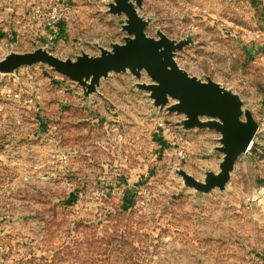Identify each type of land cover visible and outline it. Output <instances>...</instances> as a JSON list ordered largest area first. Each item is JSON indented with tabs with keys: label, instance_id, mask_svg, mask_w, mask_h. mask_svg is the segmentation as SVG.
<instances>
[{
	"label": "rangeland",
	"instance_id": "obj_1",
	"mask_svg": "<svg viewBox=\"0 0 264 264\" xmlns=\"http://www.w3.org/2000/svg\"><path fill=\"white\" fill-rule=\"evenodd\" d=\"M55 1L57 0H0V59L7 54L10 45L17 51H31L38 47L39 42L44 39L42 28L37 24L29 25L27 18L34 7L50 5ZM72 1L73 13L61 25V28L64 25L63 37L58 34L57 47L52 50L54 54L67 58L68 55L79 53L82 46L86 51L92 52L95 49L90 43L96 40H101L106 46H110L111 42H122L120 24L123 23L124 16L111 17L106 13L107 2ZM144 6V13L155 18L153 25L148 28L149 34L157 35V27L162 28L173 38H181L187 32L196 34L197 45L188 46L177 54V59L184 68L192 74L198 76L207 74L216 81L225 82L241 95L245 105L255 114H264V2L145 0ZM55 75L60 76L49 66L37 64L33 68L22 67L8 74L3 80L0 76V101L5 100L4 104L7 105L6 111H0V151L3 153L0 157V264H152L150 258L145 256L149 247L141 246V243L140 246H134V239L142 241L147 238L153 240L160 238L163 229L159 228L164 223H173L178 227V232L172 230L174 234L177 232L176 237L197 238L200 232L196 229V224L200 223V216L204 215L201 210L204 209V212L208 213L209 208L221 203L222 200L216 198L221 192L211 193L202 199L200 204L192 194H182L179 179L168 170L169 166L184 167V160L174 159L176 151L174 146L173 154L169 157H172L173 161L168 162V158L167 162H164L162 156H158L152 170L154 174L152 182H143L150 188L153 196L149 207L154 201L155 192L158 204L167 207L166 212L148 214L131 210L135 214L130 213L125 217L124 213L113 218L116 224V221H120V225L110 224L109 221L111 214L119 212L118 209L100 210L101 201L104 199L99 201L78 199L74 203L77 218L73 217L61 203L63 198L59 202L55 194L48 193L61 191L60 185L55 184L56 180L48 183L39 180L25 182L21 179L19 165H8L10 160L22 156L20 146L23 141H18L14 144L11 159H7L11 146L8 139L10 134L18 130L15 127L21 126L17 116L22 114L25 106L3 94V85L11 83L23 97L29 95L36 85L44 88L42 92L48 103L45 117L51 124L54 121L51 103L61 92L60 89L49 85L48 79ZM120 86L123 92L111 93L115 95L112 118H102L99 124L101 127L113 123L120 125L127 132L130 145L135 149L151 140L154 133L159 137L163 133L161 125L163 122L181 117L177 113L168 112L153 116L151 102L146 107L145 100L134 92L135 87L134 89L131 87L126 77L121 79ZM131 104L134 105L135 111L132 110ZM45 127L51 129L46 125ZM201 140L208 144L213 143L210 138L204 137ZM165 146L167 147L166 144ZM236 173L244 174L239 182L241 189L230 192L231 203L228 199L226 201L231 205L249 207L238 216L241 217L240 222L251 227L249 237L252 236L254 239V248L251 252L255 258L264 253L257 248L256 242L257 239L264 238V210L255 213L252 199L253 194L264 187L261 181L264 179V163L258 162L252 166L242 167ZM199 175H204L200 169ZM140 181L135 182L140 184L135 185V189L141 186L143 180ZM125 186L128 188L125 189ZM234 186L236 187L235 184ZM133 189L127 185L122 187V190ZM177 190L179 194L177 196L173 194L170 202H164L161 198L163 193L172 194V191ZM27 191H32L30 194L27 193L32 198L24 195ZM29 205L34 207L25 210V213L33 214L30 216L33 225L18 228V223L26 215L21 213L13 220L17 223L15 224L18 225L17 228L7 227L6 222H9L7 212L12 213V210L17 209L19 214L22 208ZM122 205L120 203V206ZM127 207H133L138 211H141L138 208H142H135L134 204ZM90 211L93 212L92 216L88 214ZM134 252H138V255H134Z\"/></svg>",
	"mask_w": 264,
	"mask_h": 264
},
{
	"label": "crops",
	"instance_id": "obj_2",
	"mask_svg": "<svg viewBox=\"0 0 264 264\" xmlns=\"http://www.w3.org/2000/svg\"><path fill=\"white\" fill-rule=\"evenodd\" d=\"M63 27L61 32H59L60 37H63ZM95 50L90 53L98 54ZM76 54L78 53L67 57H74ZM55 76L48 79L51 87H56L61 91L51 103L54 121L51 124L44 122L48 108L44 93L42 98L36 103L22 104L25 107H23L22 114L17 116L21 126L15 127L18 130L10 134V138L16 140H11L8 137L9 145L12 147L9 146L10 151L7 159H11L14 154V144L18 141H23L20 146L23 152L20 158L10 160L8 165H19L18 170L21 171L22 180H24L26 175H29L33 177L31 180L35 181L36 176L39 174L46 172L58 173L63 167L59 159L60 152L74 150L77 152L76 157L72 159L69 165L64 167L66 177L63 179L61 176L54 179L57 181L55 184L60 185L62 188L61 191L48 192L49 194H55L54 196L59 202L63 198L61 203L65 205L64 207L68 209L70 215L72 214L73 217L77 218V208L74 203L78 200V191L88 187H106L110 184H117L121 188L117 197L106 194L105 200L101 201V211L107 209L114 211L118 209L119 211L111 214L110 224H116L113 218L124 213H126L125 217L130 213L135 214L134 211L148 214L157 211L165 213L167 207H162L161 204H158V197L155 192L151 207L138 208L141 210L138 211L133 207H130V209L127 205L134 204L135 208L139 207L135 203L138 193L134 186L140 184H135V182H141L140 180H143L142 184H145L143 183L145 181L146 183L152 182V176L154 175L152 170L156 163L155 160H157L158 156H162L164 162H167L168 158L173 154V145L165 141L163 133L159 137L154 133L151 140L144 142L142 145L139 144L140 146L135 149L130 145L127 132L123 128L125 138L120 140L112 132L110 125L101 127L99 124L102 118L111 119L113 116L112 107L115 104L113 96L115 95H111V93L120 94L123 92L120 86L121 79L126 77L134 89L135 80L133 77L130 74L113 73L107 80L102 82L101 91L103 96L96 98L93 105L94 110L89 111L82 107L85 102L82 96V88L67 77ZM134 92L138 94L139 98L142 97V100H145V106L148 107L151 101L146 95L136 89H134ZM130 106L135 111L134 105L131 104ZM255 115L259 121L264 117V114ZM95 121L97 123H94ZM89 123L98 125L91 126ZM45 125L51 129H47ZM148 134L150 135V133ZM189 134L194 139V145L188 150L187 158L184 160V168L198 178L204 176L199 175V169L202 172L206 167H213L218 170L221 155L219 153L209 154V148L215 145L213 138L217 137L218 134L209 130H194ZM204 137L210 138L213 143L208 144L206 141H202L201 139ZM198 139L199 142H197ZM171 160L173 161L172 157L169 158L168 162H171ZM258 162L264 163V150L260 152L254 148L240 158L236 171ZM243 177L244 174L237 175L235 172L230 186L231 189L229 188L226 195L220 193L216 197L218 198L217 200L220 199L222 202L209 208L208 213H205L204 209L201 210L204 215L200 216V223L196 224V229L200 232L197 238L187 237V239H184L183 237H176L175 234L178 232V227H175L173 223H164L159 228L163 229L160 238L154 240L147 238L142 241L134 239L133 245L140 246V243L141 246L147 245L149 249L145 256L150 258L152 264H264V253L254 258L253 252H251V249L254 248V239L252 236L249 237L251 233L250 225L240 222L241 217L238 216V214L246 212L249 207L244 208V206L229 204L231 203L230 196L232 195L230 192L241 189L239 182ZM65 179L72 182V190L66 187ZM124 185L134 189L122 190ZM126 188L128 187L125 186ZM30 192L32 191H27L24 195L32 198L28 195ZM173 194L177 196L179 194L178 190L176 192L172 191V194L170 192L163 193L161 198L164 202H170ZM121 198L123 201H121ZM226 199L229 200V203H227ZM120 203L123 205L120 206ZM33 207L30 205L26 206L19 211V214H17V209L12 210V213L11 211L7 212L9 221L6 222L7 227L12 229L13 226V228H17L16 226L18 225V228H24L30 224L33 225L30 219L33 214L30 212L28 214L27 212L25 213V210H31ZM21 213L26 214L25 218H22V221L15 225L17 223H14L13 220L16 215ZM88 214L92 216L93 212L90 211ZM116 222V225H120V221ZM181 226L186 227L184 225ZM172 230L177 232L174 234ZM256 242L258 244L257 248L263 252L264 238L257 239ZM133 254L137 256L138 252Z\"/></svg>",
	"mask_w": 264,
	"mask_h": 264
},
{
	"label": "water",
	"instance_id": "obj_3",
	"mask_svg": "<svg viewBox=\"0 0 264 264\" xmlns=\"http://www.w3.org/2000/svg\"><path fill=\"white\" fill-rule=\"evenodd\" d=\"M144 2H107L106 13L111 17L124 16L120 24L122 42H111L110 46L101 40L91 42L98 54L82 46L74 57L62 58L44 42L31 51H17L10 45L7 54L0 59L1 79L22 67L47 65L80 86L85 100L82 107L93 111L96 98L103 96L102 82L113 73L130 74L135 80V89L151 101L153 116L177 113L182 118L173 120V124L183 132L209 130L218 134L213 138L215 145L209 148L210 155H221L218 170L206 167L204 176L198 178L183 166H169L168 170L182 185V194H192L198 204L211 193L226 195L240 158L253 146L259 120L241 95L225 82L207 74H192L179 63L178 52L197 45L195 33L173 38L160 27H157V35L148 33L155 18L144 13Z\"/></svg>",
	"mask_w": 264,
	"mask_h": 264
},
{
	"label": "built area",
	"instance_id": "obj_4",
	"mask_svg": "<svg viewBox=\"0 0 264 264\" xmlns=\"http://www.w3.org/2000/svg\"><path fill=\"white\" fill-rule=\"evenodd\" d=\"M104 2H109L110 0H103ZM264 2V0H260ZM74 2L72 0H57L50 5H38L33 8L32 12L27 18V23L29 25L37 24L42 28L44 34V39L39 42L46 43L50 50H54L57 47L58 34L60 32L61 25L68 17L73 13ZM3 94L8 96L11 100L20 102L22 104H33L42 98L43 92L39 85H36L32 92L23 97L22 94L16 91L11 83H6L3 85ZM5 100L0 101V111L7 110V105L4 104ZM260 125L257 133L253 139L252 149H257L262 152L264 150V117L259 121ZM162 131L167 143L172 144L175 149V158L178 161H183L187 158L188 150L194 145V139L189 133L183 132L178 126L173 124V120L165 121L162 124ZM112 132L118 137V139L123 140L125 134L120 125L113 123L110 124ZM249 151V150H248ZM77 152L74 150H64L60 152L59 159L63 167L58 173H46L39 174L36 176V180L43 183H48L56 177H61L64 179L66 177V171L64 167L69 165L74 157H76ZM3 153L0 151V157ZM61 171V172H60ZM33 177L26 175L24 180L29 182ZM64 183L69 190L73 189V184L71 181L65 179ZM120 193V187L117 184H110L106 187H88L83 188L78 191V199L86 201H99L105 198V195L117 197ZM137 197L135 198V203L137 206L142 208H147L152 202V192L150 188L141 184L139 189H137ZM253 210L255 213H261L264 210V187H261L258 192L254 195L252 199Z\"/></svg>",
	"mask_w": 264,
	"mask_h": 264
},
{
	"label": "trees",
	"instance_id": "obj_5",
	"mask_svg": "<svg viewBox=\"0 0 264 264\" xmlns=\"http://www.w3.org/2000/svg\"><path fill=\"white\" fill-rule=\"evenodd\" d=\"M46 118H47V117H45L44 122L48 124L49 122H47ZM50 126H51V125H50ZM261 181L264 183V179H261ZM104 200H105V198H104Z\"/></svg>",
	"mask_w": 264,
	"mask_h": 264
}]
</instances>
